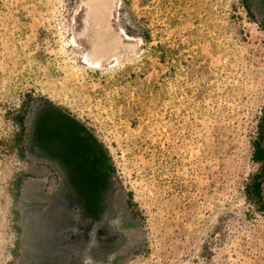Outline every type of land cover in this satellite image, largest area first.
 <instances>
[{"label": "rangeland", "instance_id": "1", "mask_svg": "<svg viewBox=\"0 0 264 264\" xmlns=\"http://www.w3.org/2000/svg\"><path fill=\"white\" fill-rule=\"evenodd\" d=\"M87 1L0 0V264H264V0Z\"/></svg>", "mask_w": 264, "mask_h": 264}, {"label": "bare ground", "instance_id": "2", "mask_svg": "<svg viewBox=\"0 0 264 264\" xmlns=\"http://www.w3.org/2000/svg\"><path fill=\"white\" fill-rule=\"evenodd\" d=\"M115 5L116 0H89L84 3L73 42L78 44L80 41L84 46L85 62L89 65L104 66L115 63L124 48H127L128 43L123 38L117 42L120 33L111 28ZM140 49H131L128 55L138 54ZM124 56L126 57L125 53L122 58Z\"/></svg>", "mask_w": 264, "mask_h": 264}, {"label": "trees", "instance_id": "3", "mask_svg": "<svg viewBox=\"0 0 264 264\" xmlns=\"http://www.w3.org/2000/svg\"><path fill=\"white\" fill-rule=\"evenodd\" d=\"M263 155H264V154H263ZM263 155H262V153H261V155H260V156H263ZM263 157H264V156H263ZM260 158H261V157H260Z\"/></svg>", "mask_w": 264, "mask_h": 264}]
</instances>
